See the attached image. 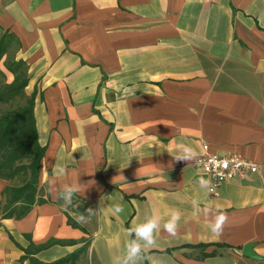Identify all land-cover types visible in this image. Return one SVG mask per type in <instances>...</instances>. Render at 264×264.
<instances>
[{"label":"crops","instance_id":"1","mask_svg":"<svg viewBox=\"0 0 264 264\" xmlns=\"http://www.w3.org/2000/svg\"><path fill=\"white\" fill-rule=\"evenodd\" d=\"M4 33L27 67L47 201L20 219L0 215V264H29V249L53 262L84 246L77 263L115 264L134 238L127 230L151 215L161 228L137 264H264V0H0ZM12 48L0 61L7 83ZM179 143L260 167L212 196L194 161L168 153ZM77 180L96 183L65 209L52 185ZM8 184L0 178V201ZM194 199L227 213L220 236ZM173 210L175 236L163 230ZM248 243L261 259L242 254Z\"/></svg>","mask_w":264,"mask_h":264},{"label":"trees","instance_id":"2","mask_svg":"<svg viewBox=\"0 0 264 264\" xmlns=\"http://www.w3.org/2000/svg\"><path fill=\"white\" fill-rule=\"evenodd\" d=\"M12 37L4 33L0 36V61L13 46ZM6 68L13 73L11 82L0 86V104L11 105L0 112V178L13 182L20 178L18 185L8 184L1 191L0 215L2 218L20 219L27 215L33 205L47 201L39 195L40 163L45 148L38 141V134L33 114L34 96L25 94L27 67L24 61H9ZM0 75L5 78L0 70ZM18 98H25V104H19ZM60 199L58 198L57 201ZM69 224L78 226L68 216ZM56 240L34 247L38 251L54 244ZM86 246L75 249L70 255L53 262H44L27 250L29 264H77Z\"/></svg>","mask_w":264,"mask_h":264},{"label":"clouds","instance_id":"3","mask_svg":"<svg viewBox=\"0 0 264 264\" xmlns=\"http://www.w3.org/2000/svg\"><path fill=\"white\" fill-rule=\"evenodd\" d=\"M168 153L172 156L175 162H193L198 156L197 151L192 146L184 143L176 144L174 150L168 151ZM168 167H172L171 162ZM67 174L68 172L66 166L57 165L55 167L56 177H66ZM95 183L96 182L94 180H90L86 183L88 185L87 187H81L80 180H77L62 183L59 188H56L55 184H53L52 188L57 192L58 198L63 200V207L67 209L73 204L74 196L80 195L81 197H84L86 189L95 185ZM200 187L202 189H206L208 192L213 190L209 180L201 179ZM78 206L79 205H77V207ZM192 206L198 214L203 215L209 220V228L212 234L220 236L223 233V230L227 226L229 220L227 213L211 204H204V206L201 207L200 201L196 199L192 201ZM113 210L116 214H119L123 211V207L120 204H116L114 205ZM93 214L94 209L89 207L86 212L80 213L76 219L78 222H87ZM180 219L181 213L179 210L171 211L169 218L163 224V230L168 234L175 236L179 228ZM160 228L161 217L158 215H151L143 222L128 229L127 234L129 236H133L134 234V238L127 241L123 255L121 257H117L115 264H137L145 249L155 246V234L160 230Z\"/></svg>","mask_w":264,"mask_h":264},{"label":"built area","instance_id":"4","mask_svg":"<svg viewBox=\"0 0 264 264\" xmlns=\"http://www.w3.org/2000/svg\"><path fill=\"white\" fill-rule=\"evenodd\" d=\"M194 165L207 175L213 189L209 192L212 196L219 195V188L223 182L244 178L250 173H256L260 167L254 160L236 152L226 155L211 152L207 144H203Z\"/></svg>","mask_w":264,"mask_h":264},{"label":"rangeland","instance_id":"5","mask_svg":"<svg viewBox=\"0 0 264 264\" xmlns=\"http://www.w3.org/2000/svg\"><path fill=\"white\" fill-rule=\"evenodd\" d=\"M13 51H14V48H12L11 49V51H10V53L8 54V57H7V60L8 61H6V62H9V61H12V58H13ZM5 82V78L3 77V76H1L0 75V86L3 84ZM16 103H18V105L19 104H25L26 103V100H25V98H18V100H17V102H15V104ZM9 106H11V105H6V104H0V112L1 111H4L6 108H8ZM21 181H20V178H17V179H14V181L13 182H10V184H15V185H18L19 183H20ZM42 193H43V188H40L39 189V195H41L42 196ZM79 264H92V261H88L87 259H86V261L84 260V261H82V263L81 262H78ZM77 263V264H78Z\"/></svg>","mask_w":264,"mask_h":264},{"label":"water","instance_id":"6","mask_svg":"<svg viewBox=\"0 0 264 264\" xmlns=\"http://www.w3.org/2000/svg\"><path fill=\"white\" fill-rule=\"evenodd\" d=\"M254 245H255L254 243L245 244L242 248V254L249 258L261 259L262 257L257 255L255 251L253 250Z\"/></svg>","mask_w":264,"mask_h":264}]
</instances>
